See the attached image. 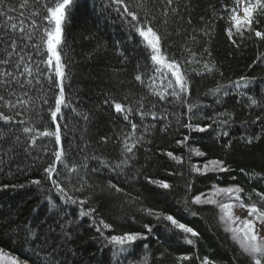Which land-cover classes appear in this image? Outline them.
Here are the masks:
<instances>
[{
	"label": "trees",
	"instance_id": "trees-1",
	"mask_svg": "<svg viewBox=\"0 0 264 264\" xmlns=\"http://www.w3.org/2000/svg\"><path fill=\"white\" fill-rule=\"evenodd\" d=\"M22 3L23 0H4L0 7V60L8 61L0 64V74H13L0 75V95L15 104L11 109H0L15 118L11 123L0 121V247L21 259H29L31 264L36 259L32 256L33 246L24 242L25 233L20 229L35 227L41 239H48L41 257L48 254L47 249L55 242V256L66 264H117V260L119 264H178L180 256L190 257L183 264H200L205 256L216 264H248L230 234L224 232L215 206L190 205L196 212L192 215L183 204L185 195L191 199L201 193L207 194L213 186L242 187L244 192L240 195L245 204L250 203L247 194H251L252 201L258 202L255 192L264 193V41L244 29L243 37L234 34L232 39L236 44L231 42L226 33L229 12L223 7L230 5L231 0H174L171 6L165 0H143L141 7H137L141 0H126L130 10L140 15L147 13L150 20L155 17L152 22L165 34L164 49L167 52L177 59L191 61L182 65L191 77V94L184 99L197 105L193 109L195 115L187 111L183 101H175L171 96L168 100H160L154 94L164 92L167 84V80L158 74L154 82L144 75V83L135 80L138 73L147 71L145 66L150 61L142 47V38L138 34L129 36L126 21L114 10L115 5H110V0H75L64 26L66 47L62 62L67 63L64 89L66 103L70 106L62 105L63 118L58 114L59 144L54 138L38 137L40 131L55 129L48 109L54 107L58 93L55 85L59 82L58 78L55 83L49 81L53 69L43 71L46 66L41 61L46 56L38 54L34 47L40 43L42 28L49 26L42 18L45 9L34 5V0H29L24 8L20 7ZM44 3L51 5L53 0H41V4ZM13 8L15 11L10 10ZM34 8L39 10V16L32 17ZM173 8L177 11L173 12ZM33 18L40 25L39 29L31 26ZM164 19L168 21L166 26ZM257 19L259 22L253 28L264 31V16ZM13 24L18 26L15 30ZM21 26L24 32L19 30ZM13 41L15 47H11ZM185 48L191 49V53L185 52ZM192 53H195L194 58ZM30 56L31 60L28 59ZM205 64L216 70L209 74ZM26 66L32 69V76L24 72ZM241 77L247 78V86L243 82L240 87L231 84ZM5 80L8 83L2 82ZM218 85L228 86L227 95L224 90L216 96L205 95ZM252 98L258 101L257 105H251ZM105 99L109 100L108 104L104 103ZM17 100L28 103H16ZM113 100L134 109L130 119L138 128L128 143L143 137L133 150L136 158L132 167L120 174L102 167L94 159L107 160L111 164L123 159V140L131 127L120 113L115 112ZM141 105L144 117L136 111ZM219 113L231 114L228 124H216L208 118L228 119L227 115L218 116ZM152 114L157 119H153ZM257 116L261 120L252 123ZM189 122L213 126L206 132L189 131L184 127ZM25 127L35 131L25 132ZM224 132L228 135H223ZM33 136L38 137L35 146ZM185 136L188 137L186 144L178 145L176 141ZM252 136L259 139L248 144L246 139ZM61 147L66 154L63 157L65 164L78 169L69 173L63 165H57V171L71 176L69 194L80 199L90 197L91 204L97 208V217L113 225L111 234L142 230L140 224L151 218L142 217L137 209L151 207L187 223L200 233V239L194 245H188L157 226L154 235L146 241H138L129 253L113 256L108 246L102 247V238L97 239L99 233L95 232L91 218L81 217L78 205L64 203L63 198L49 191L51 185L42 179L44 168L54 160L53 151ZM189 147L205 155L190 154ZM168 151L181 156L184 162L177 164L169 159L164 155ZM214 159L224 161L231 171L207 175L189 172L192 165ZM97 168L99 170H94ZM129 173H140V179L128 178ZM144 176L165 180L174 189L171 194L163 195L164 190L148 184ZM34 179H41L43 186L32 185L30 182ZM110 181L124 191L110 189ZM187 182L191 183V188L186 194L183 186ZM82 183L84 190L75 191ZM177 185L179 187H175ZM57 199L62 209L58 215L51 207L52 201ZM260 206L264 207V204ZM58 225L71 232L70 239L64 240ZM108 234L106 230L105 235ZM15 236L21 239L17 241ZM36 247L40 245L36 244Z\"/></svg>",
	"mask_w": 264,
	"mask_h": 264
},
{
	"label": "snow or ice",
	"instance_id": "snow-or-ice-1",
	"mask_svg": "<svg viewBox=\"0 0 264 264\" xmlns=\"http://www.w3.org/2000/svg\"><path fill=\"white\" fill-rule=\"evenodd\" d=\"M74 2L75 0H53V3L49 5L47 3L41 4V0H34V5H40L43 9H45V15L42 18L46 20L50 26H44L42 28L43 34L39 37L40 43L35 44L34 47L37 49L38 54L41 56H46V59L41 61V63L46 66L43 71L47 72L48 69H53V75L48 76L49 81L55 83L57 78L59 81L55 85L56 88H58V93L55 95L54 107L48 109L51 121L55 122V129L53 131H49L47 129L40 131L38 133V137L54 138L55 142L58 144L61 141V125L59 122H57L58 114H60L61 118H63L62 105L65 107L70 106L66 103L65 97L64 81L67 78L65 72L67 63L62 62V52L66 47L64 26L66 23V18L70 14V6H74ZM165 2L167 5L171 6L174 3V0H165ZM28 3L29 0H23V3L20 5V7L24 8L28 5ZM3 4L4 0H0V7H2ZM142 4L143 0H141V3L138 4L137 7H141ZM110 5H115L114 10L118 12L120 16L126 21L128 25L129 36L131 37L134 34H138V37L142 38V47L144 48L150 61V63L145 66L147 71L143 74L138 73L135 76V80L144 83V80L142 79V75H144L147 76L149 80L154 82L158 74L160 77H163L167 80V84L164 92H155L154 94L158 96L160 100H168V97L171 96L175 101H183L187 104V111L195 115L193 109L196 108L197 105L194 103H188L184 99L191 94V77L186 71L183 70L182 65L191 63V61H189L187 58L177 59L176 56L171 55L164 49L165 34L159 30L158 26L153 24L152 21L155 20V17H152L150 20L147 13L140 15L137 12L130 10L126 0H110ZM223 7L229 12V27H227L226 33L233 44H236V40L232 39L234 34H238L243 37L244 29H247L250 33H254L255 37L259 38L261 41H264V31H259L253 28V25L259 22L257 17L264 16V0H231L230 5L226 4ZM10 10L15 11L14 8ZM172 11L176 12L177 9L173 8ZM241 11L243 12V16L240 15ZM39 15V10L34 8L32 11V17ZM164 15H168L167 10H165ZM20 23L23 25V21ZM167 23V19H164L163 24L166 26ZM189 23H191L190 20ZM31 26L33 29L40 28V25H38L35 18L31 20ZM17 27L18 26L16 24L12 25L14 30ZM233 28L235 29V33L233 32ZM19 30L21 32L25 31L22 26L19 28ZM28 39H32L31 34H29ZM15 46V42L13 41L11 47ZM184 51L191 53V49L188 48H185ZM192 56L194 58L195 53H192ZM28 59L31 60L32 57L30 56ZM23 60L24 58L21 57V63H23ZM6 63H8L7 60H0V64ZM37 68L39 69V65H37ZM205 68L209 74L216 70L214 67H209L208 64H205ZM24 72L29 76L33 75L32 69L30 67L26 66L24 68ZM0 75L13 76L12 73L7 72ZM13 79H15V77H13ZM2 82L5 84L8 83L7 80ZM242 82L245 84V86H247L246 77H241L240 80L232 81L231 84L236 87H240ZM29 83H31V81H29ZM37 83H39V80H37ZM21 87H23V84H21ZM227 87L228 86L218 85L215 88L209 89L205 95L210 94L216 96L220 94L222 90H224V95H227ZM167 89H171V91L168 92ZM12 94L14 95L15 93ZM26 94L27 93H25V95ZM125 99H127V97H125ZM16 103L27 104L28 101L17 100ZM44 103L47 104L48 101L44 100ZM104 103L108 104L109 100L105 99ZM111 103L114 106L115 112L120 113L123 119L127 121L131 127V132L128 133L127 138L123 140V159L115 164H111L107 160L99 161V158L94 159H97L102 167L108 168L111 171L120 174L123 173L126 168L132 167V161L136 158L135 152L133 150L136 148V145L143 140V137H140L132 144L128 143V139H131L135 135L138 128V125L132 122L130 119V115L133 113L134 109L131 107V105H125L114 100L111 101ZM257 104L258 101L252 98L251 105ZM13 107H15V104L12 100L6 99L4 95H0V109H11ZM153 107H155V105H153ZM142 108L143 105H141V108L137 109L136 111H139V115L144 117L145 112L142 110ZM18 114L19 113H17V115ZM37 115L40 116V113H37ZM152 115L153 119H157L155 114ZM219 115H227L228 119L217 120L213 117L208 118L212 119L213 123L216 124L226 125L229 123L231 119L230 113H219L218 116ZM14 119V116L6 115L4 111L0 110V121L4 123H11L14 121ZM260 120L261 117L257 116L256 119L252 121V123H256ZM20 123H24V121H20ZM212 126V124H208L207 126L193 125L190 122L184 125V127H186L189 131L195 130L197 132H206L211 129ZM24 131L34 132L35 129L25 127ZM223 135H228V133L224 132ZM38 137L33 136L31 138L33 146L36 145ZM254 139H259V137H248L246 142L248 144H252ZM187 140L188 137L185 136L183 140H177L176 143L178 145H185ZM189 153H194L196 156L205 155L203 152L191 147H189ZM65 155L66 154L62 147L59 150L53 151L54 160L44 168V176L42 179L45 183H49L51 185L49 191H54L58 198H63L64 203L78 205L79 215L81 217L91 218V224L94 227L95 232L99 233V237H97V239L102 238V247L108 246L112 251L113 256L119 257L120 254L129 253L138 241H146L150 236L154 235L155 233L153 230L157 226L163 227L167 232L172 233L179 240L184 241L188 245H194L196 241L200 239V233L187 223L181 222L180 219H177L172 214H167L162 210H156L151 207H140L137 209L142 217L151 218L147 222L140 224V221L136 219V217H132L136 223L140 224L142 230H129L121 234H111L113 231V225L105 222L103 218L97 217V208L91 204L90 197L86 199H80L79 197H73L69 194V191L71 190V176L57 171V165H63L69 173L75 172L78 169L76 167L69 168V166L65 164L63 159ZM164 155L175 161L177 164H182L184 162L181 156L174 155L171 151L164 153ZM81 167H86V165H81ZM94 170L99 169L97 168ZM210 171L214 173H227L231 171V169L225 165L224 161L215 159L205 162L203 167L192 165L189 169L190 173L195 172L200 175H207ZM241 171L243 172L244 170L241 169ZM180 175L182 176L183 174L181 173ZM140 176V173L128 174V178L132 180L140 179ZM61 177H63V179ZM143 179L146 180L148 184L154 185L156 188L164 190L161 193L163 195L171 194L174 189L172 184L162 179H154L148 176H144ZM66 181L69 183H66ZM30 183L38 187L43 186L41 179H34ZM4 187H8V185H4ZM19 187H24V185H20ZM108 187L110 189H114L116 192L124 191L122 188L117 187L116 184L111 183V181L109 182ZM175 187H179V185ZM183 188L187 194L190 191L191 183H185ZM83 190V183L81 184L80 188L75 189V191ZM211 191V196L206 193H201L189 199V197L185 195L183 199L185 210L189 211L192 215H196V212L191 210L190 205L215 206L218 209V221L223 226L224 232L230 234L231 240L235 245L238 246L240 254L247 259L248 264H264V207L260 206L264 204V193L255 192V195L259 197L258 202L252 201L251 194H247V199L250 201V203L245 204L244 198H242L240 195L244 192L242 187L213 186ZM217 194H223L227 198L228 202L218 201L215 199L214 196ZM231 201H235L240 208H246L249 218L240 220L239 217L235 216L233 213V207L235 205ZM177 203H180V201H177ZM85 205H87V207H85ZM51 207L56 215H58L59 211L62 210L60 208L58 199L52 201ZM238 222L242 226H237ZM58 227L61 228V233L64 240L67 241L70 239L71 232L68 231L63 225H58ZM8 228H11V222L9 223ZM106 230L109 232L108 235H105ZM20 231L25 233L23 236L24 242L33 246L32 256L36 259L32 260L31 264H36L37 260H39V264H66V262L60 261L59 258L55 256V249L57 247L55 242L50 248L47 249L48 254L41 257L40 253L45 251L44 246L48 244V239H41V234L35 229V227L31 229H20ZM50 231L53 233L55 232L54 229H50ZM29 236L32 238L30 239ZM12 238L13 237H9V239ZM15 239L19 241L21 237L15 236ZM52 239L55 241L56 237L53 236ZM36 244H39L40 247L37 248ZM60 247L63 248L62 245ZM69 251L72 255H75V252H72L71 250ZM177 259L178 264H183V262L189 260L190 257L180 256ZM197 259L200 258L197 257ZM0 264H29V259L20 260L16 257H10L9 254L6 253L2 247H0ZM117 264H119V260H117ZM200 264H216V262L205 256L201 260Z\"/></svg>",
	"mask_w": 264,
	"mask_h": 264
},
{
	"label": "rangeland",
	"instance_id": "rangeland-1",
	"mask_svg": "<svg viewBox=\"0 0 264 264\" xmlns=\"http://www.w3.org/2000/svg\"><path fill=\"white\" fill-rule=\"evenodd\" d=\"M240 15L243 16V12H242V11L240 12ZM203 164H204V163H203ZM203 164H199V165H197V166H199V167H203ZM210 172H211V171H210ZM207 194L211 196V195H212V191H211L210 193H207ZM214 198L217 199L218 201L228 202V201H227V198H226L223 194H217V195L214 196ZM231 202L235 205V206L233 207V213H234L235 216L239 217L240 220H244L245 218H249V217H248V212H247V209H246V208H240V207L238 206V204H236L235 201H231ZM237 226H242V225H240L239 222H238ZM5 252H6V251H5ZM6 253H8V252H6ZM8 254H9L10 257H16V258H18V259H20V260H23V259H21V258L15 256V255H13V254H10V253H8Z\"/></svg>",
	"mask_w": 264,
	"mask_h": 264
}]
</instances>
